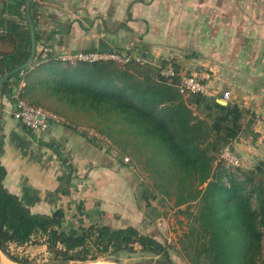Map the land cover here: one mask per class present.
<instances>
[{"label": "trees", "instance_id": "16d2710c", "mask_svg": "<svg viewBox=\"0 0 264 264\" xmlns=\"http://www.w3.org/2000/svg\"><path fill=\"white\" fill-rule=\"evenodd\" d=\"M29 51L30 36L24 58L4 70L0 67V76L24 62ZM0 56H4L1 51ZM42 61L44 75H28L30 65L10 76L2 93L12 94L23 80L19 95L25 99V93L31 104L38 103L34 92L41 90L99 117L103 123L99 130L120 152L132 147L142 155L133 157L140 156L138 162L153 177L141 195L146 205L158 196L173 197L172 206L185 204L182 211L188 212L194 202L195 210L188 212L190 242L183 245L190 264H264L263 164L232 168L219 156L224 146L252 132L253 115L248 108L236 101L222 104L204 94L181 91L177 73L183 69L173 58L160 59L161 65L176 71L171 79L161 76L145 58L126 63L112 59L69 62L41 49L31 64ZM5 174L0 161V249L10 259L31 263L14 256L9 246L33 242L46 245V264L119 262L123 254L137 248L158 256L159 264H176L168 243L132 224L114 227L91 222L67 230L61 207L51 213L31 211L5 187Z\"/></svg>", "mask_w": 264, "mask_h": 264}, {"label": "crops", "instance_id": "0c3cea01", "mask_svg": "<svg viewBox=\"0 0 264 264\" xmlns=\"http://www.w3.org/2000/svg\"><path fill=\"white\" fill-rule=\"evenodd\" d=\"M181 1L33 0L36 51L125 48L148 61L173 58L207 83V96L218 99L228 90L230 101L250 110L252 132L230 149L243 169L264 165V0H203L202 26L198 17L183 16L189 7ZM25 7L26 0H0V57L11 63L28 50ZM23 85L20 80L15 90ZM14 109L11 94H3L0 161L10 192L33 212L61 207L76 219L122 207L132 186L129 165L66 121H52L36 137Z\"/></svg>", "mask_w": 264, "mask_h": 264}, {"label": "rangeland", "instance_id": "374dc122", "mask_svg": "<svg viewBox=\"0 0 264 264\" xmlns=\"http://www.w3.org/2000/svg\"><path fill=\"white\" fill-rule=\"evenodd\" d=\"M179 1L182 3L181 0ZM218 1L219 0H217L216 3L211 4L217 5ZM203 2V0H188L187 4V1H185L183 5L189 7L187 8L189 14L184 13L183 16L188 18L189 15L188 19L192 18L193 20L198 17L200 22H196V24L202 26V14L204 11ZM124 49L125 48H120V50L117 51L128 53L127 50ZM134 55L139 57V59L145 58L140 51L136 52ZM10 60V58L0 57V67H3L1 68L2 70L19 61L16 60L11 63ZM145 60L155 67L161 65L160 62L152 61V59H149L148 61L145 58ZM44 63L45 61L30 64L32 66L27 74H31L35 78L36 74L44 75L46 71L40 67V65H43ZM12 79L15 80L14 77ZM40 91L34 92V99H37L38 103L33 104L42 106L56 113L61 118L59 121H66L81 129L95 143H97V145L105 148L107 151L113 153L114 156L122 159V161L129 165L132 173L131 191L129 197H125V199L122 200V207H115L114 209L109 208L110 210H107L106 212L102 209L98 211V214L96 215L91 214L87 217L83 216L82 219L77 218L78 220L72 215H67V217H65L64 227L67 230H72L79 225H87L91 222L105 223L114 227L132 224L137 227L139 231L148 233L160 241L168 243L170 245V255L176 264H190L184 252L183 245L190 242V237L187 236L190 227L188 212L195 210L194 202L187 207L188 212L182 211L186 208L185 204L181 206H172L173 197L166 198L158 196L155 199H151L150 204L146 205V202L141 198V195L144 188L151 184L153 177L142 167V163L138 162V159H140V156L142 155L138 154V152L132 147H127L126 151L120 152L119 147L112 142L109 136L99 130V128L103 127V123L99 117L97 118L84 110L69 106L54 94L46 92L42 93ZM23 97L31 102L25 93L23 94ZM134 153H137L140 156L134 158ZM262 166L264 167V165ZM258 168H260V165H258ZM37 239L38 237H35L33 241ZM9 250L18 258H28L32 261L31 263L26 264H46L49 260L46 245L42 243L28 242L18 248L16 245L10 244ZM4 255L7 257L6 254ZM158 259V256L142 252L137 248V250L132 253L123 254L120 257L119 262L104 259H100V261H108L115 264H159Z\"/></svg>", "mask_w": 264, "mask_h": 264}, {"label": "built area", "instance_id": "2783aa9c", "mask_svg": "<svg viewBox=\"0 0 264 264\" xmlns=\"http://www.w3.org/2000/svg\"><path fill=\"white\" fill-rule=\"evenodd\" d=\"M58 57L64 61H98L102 59H112L118 63H126L130 59L135 58L139 60V57L134 54L122 53L117 50H77L73 52H65L58 54ZM159 73L166 79H171L176 71L171 65H159ZM180 76V90L196 92L207 95L209 88L207 83L200 79L195 73L192 72H179ZM19 89L13 91L11 97L15 101V109L13 110V116L18 119L23 125L28 127L31 132L36 136H42L49 128L52 121H59L61 118L56 113L38 105H33L21 98L19 95ZM219 99L226 102L231 100V93L228 90L222 92ZM228 165L232 168L240 165L239 159L232 153L230 146H224L219 153Z\"/></svg>", "mask_w": 264, "mask_h": 264}, {"label": "water", "instance_id": "95a60500", "mask_svg": "<svg viewBox=\"0 0 264 264\" xmlns=\"http://www.w3.org/2000/svg\"><path fill=\"white\" fill-rule=\"evenodd\" d=\"M33 0H26V7H25V16L29 27V36H30V51L29 54L24 62H22L19 65H16L15 67L11 68L10 70L6 71L0 76V121L2 116V87L5 81L13 74H15L18 71H21L25 69L26 67L30 66V64L33 62L36 54V37H35V30L31 18V3ZM219 103L226 104L227 102L222 99H216ZM1 255H4L2 250L0 249V258ZM8 259H10L7 256Z\"/></svg>", "mask_w": 264, "mask_h": 264}, {"label": "bare ground", "instance_id": "6f19581e", "mask_svg": "<svg viewBox=\"0 0 264 264\" xmlns=\"http://www.w3.org/2000/svg\"><path fill=\"white\" fill-rule=\"evenodd\" d=\"M0 264H26V263L16 262L11 259H8L5 255H1ZM73 264H115V263L108 262V261L92 260V261H85V262H77Z\"/></svg>", "mask_w": 264, "mask_h": 264}]
</instances>
